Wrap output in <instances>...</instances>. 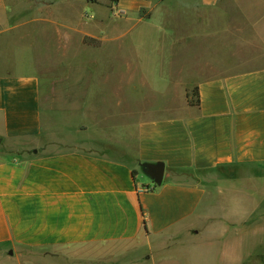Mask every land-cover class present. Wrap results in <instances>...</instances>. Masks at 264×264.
<instances>
[{"label":"crops","instance_id":"1","mask_svg":"<svg viewBox=\"0 0 264 264\" xmlns=\"http://www.w3.org/2000/svg\"><path fill=\"white\" fill-rule=\"evenodd\" d=\"M237 2L115 1L114 7L124 14L117 22L106 16L104 43L132 40L137 26L150 32L156 28L159 31L153 34L167 39L165 48H136L134 63L149 89L146 96L151 97L137 84L132 86L139 105L129 112H121V99L112 102L110 93L102 95V105L95 101L96 69L42 64L28 48L17 47L13 58L6 55L5 48L15 38L29 42L32 35L19 36L15 31L30 23L0 33L1 263L22 264L35 256L56 260L64 253L79 252L97 253L91 261L96 263L106 258L103 253L111 246L130 248L142 242L151 244V256H142L148 260L172 243L195 246L207 229L208 209L202 206L206 183L211 181L214 198L240 200L230 212L216 208L221 209L216 213L220 221L212 227L213 239L218 245L241 246L224 258L225 264H245L260 253L258 249L264 248V45H253L246 62L227 60L221 48L206 59L187 47L209 35L200 28L204 13ZM141 7L151 13L138 15ZM179 9L180 19L175 18ZM178 19L184 24L182 32ZM122 22L133 25L122 34L111 32ZM56 33L60 45L63 33ZM147 36L141 33L135 39ZM177 68L180 79L174 78ZM161 70L167 75L161 76ZM47 79L51 82L44 101ZM191 88L195 104L187 102ZM58 111L82 120L78 126L87 136L85 141L68 147L56 137L62 133L50 130L47 120ZM153 164L164 166L160 185L148 173ZM137 166L154 186L137 182ZM184 172L201 179L180 181L178 174ZM147 187L154 190L143 191ZM166 262L175 259L159 263Z\"/></svg>","mask_w":264,"mask_h":264},{"label":"rangeland","instance_id":"2","mask_svg":"<svg viewBox=\"0 0 264 264\" xmlns=\"http://www.w3.org/2000/svg\"><path fill=\"white\" fill-rule=\"evenodd\" d=\"M115 1L117 0H0V33L5 34L14 25L30 23L21 29L16 28L15 33H18L19 36L32 35L28 39L29 42L26 39H20V37L15 38L12 45L5 48V54L13 58L16 57L15 49L17 47L28 48L30 50L29 54L42 64L54 66L56 63H63L62 66L70 68L73 65L79 69L88 67L93 71L96 69L95 101L102 105V95L105 92L110 93L112 102L121 99L120 111L129 112L139 105L134 100L135 93L131 89L132 86L137 84L145 96L149 90L145 81H142L134 63L136 48L142 45L165 48L167 39L159 37V34L154 35L153 33L159 31L156 28H151L152 32H150L148 29L137 26L132 30L134 33L132 40L125 42L121 39L110 44L104 43V36L107 31V28H105L106 16H111L112 20L117 22L119 21L118 18L124 14L118 7H114ZM235 1H238L237 6L226 4L217 8L216 11L206 12L202 15V17L205 15L206 19L201 20L200 28L209 35L191 40L192 42L187 47L194 52V55L210 59L211 54L214 56L215 48H217V51L221 48L223 57L227 60L236 58L240 62H246L250 55V48L253 45L256 47L264 45V0ZM98 9H100V13L97 12ZM102 10L104 13L106 11L107 14H103ZM170 12L173 16V11ZM150 13V8L141 7L138 15L147 16ZM102 15L103 17H100ZM175 16L179 19L183 16L181 9ZM179 19L178 31L182 32L184 24ZM60 22L63 26H59ZM120 24V26L118 24L111 27V32L116 33L119 31L118 33L122 34L133 25L132 22H122ZM156 25L159 26V23H156ZM57 30L63 33V40L60 45L54 38ZM141 33H146L149 36L141 40L135 39ZM145 38L146 40H144ZM180 42H183V40H180ZM180 45L185 46L186 44L180 43ZM105 46L108 49L104 51ZM27 53V50H25L26 55ZM118 65H120V68H118ZM55 72H58V70H54ZM50 73L53 74V72ZM159 73L161 76L167 75L165 70H161ZM180 76L177 68L174 71V78L180 79ZM50 82L48 79L44 82V101L47 99L46 93L50 89L48 87ZM186 96L189 104L197 103L195 89H188ZM146 97H151V94ZM53 105L55 107V104ZM150 105L152 104H143V106ZM123 121V118L118 120L121 123ZM80 122L82 123V120L78 116L62 111L56 112L52 119L47 120V123L50 124V130L62 133L56 137L60 141L67 142L66 146L68 147L71 146L70 143H80L86 140L85 132H79L78 124ZM136 170L138 173L137 182L140 185L154 186L150 176L142 167L137 166ZM239 173L238 177L243 174L241 171ZM178 177L180 181L186 182L201 179L200 175L189 172L178 174ZM206 185L207 193L202 208L208 209L205 223L207 229L203 231L201 239H196L195 246H187L188 243L186 242H183L185 247L179 243H172L170 248L155 252L154 257L144 260L143 255L151 256V252L148 251L151 249V244L142 242L138 246H131L130 248L111 246L103 253L106 254L104 256L106 258L104 260L100 259L101 261L98 260L96 263L91 261H93V257H98L97 253L87 252L82 254L79 252L71 256L64 253L62 257L56 260L35 256V259L28 262L22 260V264H168L167 262L159 263L166 258H170L171 262L175 259L172 264H225L224 258L229 256L232 250H241V246L231 245V242L218 245L217 240L213 239L215 233L212 232V227L220 221L216 213L222 207L227 208V212H230L232 208L238 206L240 200L229 197L216 199L214 198L216 194H214V182H207ZM218 207H221V209H216ZM258 252L260 253L245 264H264V248H259ZM139 258L140 260H138ZM15 262L3 261L0 264H17Z\"/></svg>","mask_w":264,"mask_h":264},{"label":"water","instance_id":"3","mask_svg":"<svg viewBox=\"0 0 264 264\" xmlns=\"http://www.w3.org/2000/svg\"><path fill=\"white\" fill-rule=\"evenodd\" d=\"M148 173L157 185H160L164 177V166L153 164L148 166Z\"/></svg>","mask_w":264,"mask_h":264},{"label":"built area","instance_id":"4","mask_svg":"<svg viewBox=\"0 0 264 264\" xmlns=\"http://www.w3.org/2000/svg\"><path fill=\"white\" fill-rule=\"evenodd\" d=\"M154 189L150 188V187H147V188H144L143 191L145 192H151L153 191Z\"/></svg>","mask_w":264,"mask_h":264},{"label":"trees","instance_id":"5","mask_svg":"<svg viewBox=\"0 0 264 264\" xmlns=\"http://www.w3.org/2000/svg\"><path fill=\"white\" fill-rule=\"evenodd\" d=\"M144 224H145V222H144Z\"/></svg>","mask_w":264,"mask_h":264}]
</instances>
